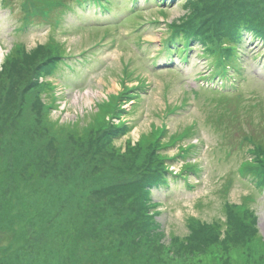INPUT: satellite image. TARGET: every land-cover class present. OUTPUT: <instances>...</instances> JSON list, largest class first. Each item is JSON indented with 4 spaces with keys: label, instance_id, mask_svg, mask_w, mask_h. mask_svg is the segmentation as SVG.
Instances as JSON below:
<instances>
[{
    "label": "rangeland",
    "instance_id": "1",
    "mask_svg": "<svg viewBox=\"0 0 264 264\" xmlns=\"http://www.w3.org/2000/svg\"><path fill=\"white\" fill-rule=\"evenodd\" d=\"M226 1L255 26L225 56L220 95L199 76L222 42L189 40V64L160 43L202 1L113 0L102 22L74 0H0V264H264V0ZM98 21L111 35L93 48ZM163 126L194 144L197 171L177 146L142 148ZM134 183L156 226L131 221Z\"/></svg>",
    "mask_w": 264,
    "mask_h": 264
},
{
    "label": "trees",
    "instance_id": "2",
    "mask_svg": "<svg viewBox=\"0 0 264 264\" xmlns=\"http://www.w3.org/2000/svg\"><path fill=\"white\" fill-rule=\"evenodd\" d=\"M198 1H202L203 4L193 6L189 9L188 14L186 13V15H184V18L181 19L182 23L179 26L180 30H177V32L175 31L174 36L187 35L189 39L193 41H198L200 42V44L203 45L212 44L215 41L222 42L226 45L224 49H220L218 48V46L216 48L209 46L208 48H206V50L213 55V58L218 59L221 62L224 61L223 58H225V56L229 57V61L234 60L236 55L234 49L238 44V39H242L239 36L240 32L242 31L243 27H246L248 25H254V23L245 16L238 15L237 13L232 15V17L229 16L228 13H230V10L228 9L226 0ZM227 9L229 10V12ZM196 18H200V20L193 24V21ZM226 47L230 49V52L228 54L226 52ZM54 59L55 58L53 56V60ZM150 136L151 137L146 141V143H143L142 148H146V144L150 146V150H153L155 149V147H158L159 144L156 146V141H154L158 139V136ZM180 139H182L181 134H177L172 135L169 141L172 144H175ZM262 149L263 147L261 145L254 144V150H256L257 153L261 152ZM181 151L183 153L182 149ZM143 156L148 157L147 151L144 153ZM138 167L143 171L152 170L148 164H146L145 166L138 165ZM147 183L149 182L147 181ZM148 185L149 184L137 183L130 185V194L128 196L129 202L127 204L128 208L133 213L131 221L137 223L139 221V217L141 216L140 222L144 227L146 225H150V227H152V225L156 226L153 216L149 214L152 208V204L150 200L149 191L146 188V186ZM258 186L263 188L264 182H260ZM122 210V208H120V210L114 208V213L112 215L113 221L115 219L116 222H118L119 220L124 222L122 218ZM0 224H2V220H0Z\"/></svg>",
    "mask_w": 264,
    "mask_h": 264
}]
</instances>
